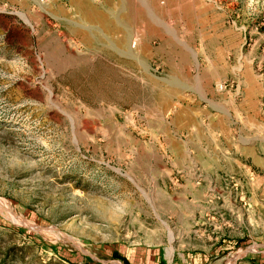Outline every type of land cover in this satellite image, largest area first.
<instances>
[{
    "label": "rangeland",
    "instance_id": "374dc122",
    "mask_svg": "<svg viewBox=\"0 0 264 264\" xmlns=\"http://www.w3.org/2000/svg\"><path fill=\"white\" fill-rule=\"evenodd\" d=\"M0 264H264V0H0Z\"/></svg>",
    "mask_w": 264,
    "mask_h": 264
},
{
    "label": "bare ground",
    "instance_id": "6f19581e",
    "mask_svg": "<svg viewBox=\"0 0 264 264\" xmlns=\"http://www.w3.org/2000/svg\"><path fill=\"white\" fill-rule=\"evenodd\" d=\"M79 6V5H78ZM90 12V11H89ZM88 17L89 18H94L95 17V15L94 14H91V15H88ZM96 18V17H95ZM134 45H136V43L134 44Z\"/></svg>",
    "mask_w": 264,
    "mask_h": 264
},
{
    "label": "built area",
    "instance_id": "2783aa9c",
    "mask_svg": "<svg viewBox=\"0 0 264 264\" xmlns=\"http://www.w3.org/2000/svg\"><path fill=\"white\" fill-rule=\"evenodd\" d=\"M219 89H223V85H220V86H219Z\"/></svg>",
    "mask_w": 264,
    "mask_h": 264
},
{
    "label": "crops",
    "instance_id": "0c3cea01",
    "mask_svg": "<svg viewBox=\"0 0 264 264\" xmlns=\"http://www.w3.org/2000/svg\"><path fill=\"white\" fill-rule=\"evenodd\" d=\"M197 115V114H196ZM196 115H195V117H196ZM197 118V117H196Z\"/></svg>",
    "mask_w": 264,
    "mask_h": 264
}]
</instances>
